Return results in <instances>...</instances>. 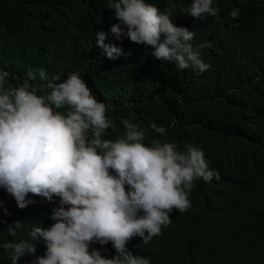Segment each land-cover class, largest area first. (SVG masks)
Segmentation results:
<instances>
[{
	"label": "trees",
	"instance_id": "obj_1",
	"mask_svg": "<svg viewBox=\"0 0 264 264\" xmlns=\"http://www.w3.org/2000/svg\"><path fill=\"white\" fill-rule=\"evenodd\" d=\"M109 2L0 0V69L21 79L43 69L49 81L78 70L96 99L112 106L107 115L115 128L105 139L122 135L120 121L127 118L140 125L146 144L159 138L149 127L156 123L181 149H203L219 179L197 180L189 195L192 208L174 210L171 223L148 244L132 239L127 247L133 255L151 264H264V0H214L219 17L200 19L180 10L191 0H146L161 11L174 5V23L195 33L193 47L211 42L200 50L210 65L203 73L179 70L156 60L147 46L116 39L109 31L116 22ZM234 9L235 19L229 15ZM101 31L104 43L128 55L107 59L95 47ZM30 199L34 203L19 209L0 189V245L15 239L6 232L15 221L28 227L54 223L57 204ZM92 247L109 258L115 254L111 243ZM44 251L41 243L35 255ZM34 258L25 255L17 264ZM0 264H11L2 247Z\"/></svg>",
	"mask_w": 264,
	"mask_h": 264
},
{
	"label": "clouds",
	"instance_id": "obj_2",
	"mask_svg": "<svg viewBox=\"0 0 264 264\" xmlns=\"http://www.w3.org/2000/svg\"><path fill=\"white\" fill-rule=\"evenodd\" d=\"M108 8L116 39L147 46L156 60L179 70L209 69L200 50L211 42L193 47L195 33L172 19L174 5L161 11L146 0H110ZM180 10L197 19L218 18L221 11L214 0H191ZM229 15L235 19L239 9ZM95 35V47L107 59L128 55L104 43V32ZM111 107L96 99L78 70L49 81L43 69L23 79L0 69V189L19 209L34 203L30 196L57 204L47 227L21 221L7 227L15 239L0 247L11 264L25 255L35 257L30 264H151L150 258L133 255L128 243L138 237L148 244L171 223L174 210L192 208L189 195L197 180L219 179L202 148L181 149L156 123L149 127L159 138L148 144L140 125L127 118L120 121L122 135L105 139L115 128L107 115ZM41 243L45 251L36 256ZM109 243L115 250L110 258L92 247Z\"/></svg>",
	"mask_w": 264,
	"mask_h": 264
}]
</instances>
